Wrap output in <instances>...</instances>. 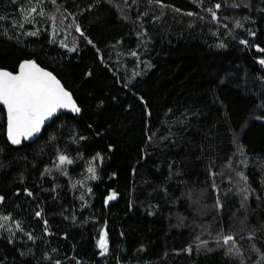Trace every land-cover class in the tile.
<instances>
[{
	"label": "trees",
	"instance_id": "obj_1",
	"mask_svg": "<svg viewBox=\"0 0 264 264\" xmlns=\"http://www.w3.org/2000/svg\"><path fill=\"white\" fill-rule=\"evenodd\" d=\"M261 49L264 0H0V68L82 107L13 144L0 103V264H264Z\"/></svg>",
	"mask_w": 264,
	"mask_h": 264
},
{
	"label": "snow or ice",
	"instance_id": "obj_2",
	"mask_svg": "<svg viewBox=\"0 0 264 264\" xmlns=\"http://www.w3.org/2000/svg\"><path fill=\"white\" fill-rule=\"evenodd\" d=\"M55 2L56 0H52L53 4ZM215 8L219 9L220 5L216 4ZM21 11L23 12L24 10L21 9ZM207 11L211 13L213 19H217L216 12L213 9L209 8ZM33 13H37L35 6L28 10L25 14V19H29ZM37 14L43 16L44 11L41 9ZM77 30L79 31L78 27ZM30 34L35 35L36 33ZM72 50L74 51L75 49ZM261 51H264V49H261ZM132 55L136 54L132 53ZM261 63L264 64V60ZM19 67L20 70L17 74L0 70V103L7 106L8 137L13 144H20L21 137L28 138L40 132L45 120L52 117L59 109L71 108L73 112H80V108L72 100L71 93L64 89L52 73L41 69L34 61H25ZM96 159L97 157L93 158L94 161ZM58 160V167L65 163H72L65 155H60ZM87 171L92 173V178H95L96 170L94 167L89 166ZM115 198L116 193L113 192L108 197V200ZM3 199L0 196V201H3ZM40 214V212L36 213L37 216H40ZM2 219L7 221L10 217L4 216ZM46 223L47 221H45ZM3 226V224H0V227ZM16 227L23 231L19 222L16 223ZM27 235L29 239H33L30 233ZM221 239L224 244L235 241L233 236H225ZM201 243L204 244L206 241H201ZM98 247L102 250V255L108 251L106 231L102 233L98 241ZM188 251H191V248ZM229 251H232V249H229ZM56 264H60V262L57 261Z\"/></svg>",
	"mask_w": 264,
	"mask_h": 264
},
{
	"label": "water",
	"instance_id": "obj_3",
	"mask_svg": "<svg viewBox=\"0 0 264 264\" xmlns=\"http://www.w3.org/2000/svg\"><path fill=\"white\" fill-rule=\"evenodd\" d=\"M25 61H34V60H25ZM25 61H23L22 63H24ZM34 62H35V63H36L41 69H43V70H45V71H47V72L52 73V75L56 77V79L60 82V84L64 87V89H65L66 91H68L69 93H71L72 100L75 101L76 106L80 108V112H79V113H77V112H73V111L71 110V108H62V109L57 110V112H56L52 117H50L49 119L45 120L44 124H43L42 127H41L40 132H38V133L34 134L33 136L28 137V138L21 137V142H23V141H34V140H37V139L42 135V133H43L45 127H46L48 124H50L51 122H53V120H54L58 115H60L61 113L70 112V113L80 114V113L82 112V107H81V106L79 105V103L77 102V100H76V98H75L73 92H72L68 87L65 86V84L63 83V81H62V80H61V79H60V78H59L54 72H52L50 69L44 67L43 65L39 64V63L36 62V61H34ZM22 63H21V64H22ZM21 64H20V65H21ZM0 70H5V71L12 72L13 74H17V73L19 72V70H20V67H19L16 71H14V70H10V69H8V68H0ZM1 105L5 108V110H6V115H7V106L4 105L3 103H1ZM7 135H8V116H7Z\"/></svg>",
	"mask_w": 264,
	"mask_h": 264
},
{
	"label": "bare ground",
	"instance_id": "obj_4",
	"mask_svg": "<svg viewBox=\"0 0 264 264\" xmlns=\"http://www.w3.org/2000/svg\"><path fill=\"white\" fill-rule=\"evenodd\" d=\"M43 134V133H42ZM29 142V141H28Z\"/></svg>",
	"mask_w": 264,
	"mask_h": 264
}]
</instances>
